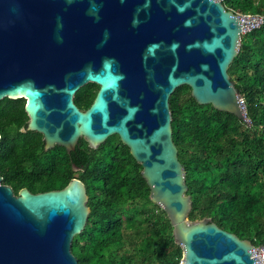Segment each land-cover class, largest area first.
Instances as JSON below:
<instances>
[{"label":"water","instance_id":"95a60500","mask_svg":"<svg viewBox=\"0 0 264 264\" xmlns=\"http://www.w3.org/2000/svg\"><path fill=\"white\" fill-rule=\"evenodd\" d=\"M260 23L218 0H0V101H26V131L43 136L45 151L71 153L81 139L97 149L118 136L166 212L182 264H262L263 246L189 219L169 103L188 86L199 105L249 123L229 68L243 31ZM90 83L99 90L83 111L74 99ZM88 200L80 179L16 195L0 177V264H79L71 247Z\"/></svg>","mask_w":264,"mask_h":264},{"label":"trees","instance_id":"16d2710c","mask_svg":"<svg viewBox=\"0 0 264 264\" xmlns=\"http://www.w3.org/2000/svg\"><path fill=\"white\" fill-rule=\"evenodd\" d=\"M224 5L264 15V0H224ZM229 74L249 123L199 105L191 88L182 86L169 100L173 141L192 199L189 219L209 218L241 240L264 247V25L242 35ZM97 89L95 84L82 87L75 104L87 110ZM25 105L24 99L0 101L2 184L15 194L23 188L61 190L73 179L74 165L84 168L79 179L86 185L91 212L72 242L79 264H181L183 250L175 243L173 226L151 201L143 168L120 138L115 135L97 149L81 139L76 156L60 146L45 151L43 136L26 131Z\"/></svg>","mask_w":264,"mask_h":264},{"label":"built area","instance_id":"2783aa9c","mask_svg":"<svg viewBox=\"0 0 264 264\" xmlns=\"http://www.w3.org/2000/svg\"><path fill=\"white\" fill-rule=\"evenodd\" d=\"M220 2H222L224 4V0H218ZM225 6V5H224ZM227 9V8H226ZM228 10V9H227ZM229 11H232L234 14H236L238 17H243V18H259L261 23L255 27V28H252V29H249V30H246V31H243V35L244 34H247L251 31H254V30H257L259 28H261L263 25H264V15L262 14H243V13H238V12H235L233 10H229ZM243 103H244V100L242 98L241 100ZM244 106H245V103H244ZM264 248V247H263ZM257 249V248H256ZM262 264H264V253L262 254Z\"/></svg>","mask_w":264,"mask_h":264},{"label":"flooded vegetation","instance_id":"af4514ba","mask_svg":"<svg viewBox=\"0 0 264 264\" xmlns=\"http://www.w3.org/2000/svg\"><path fill=\"white\" fill-rule=\"evenodd\" d=\"M98 90H99V87H98V89H97V92H98ZM76 149H77V146H76ZM74 150V151H72L71 153H68L69 154V156H76L77 154H78V150ZM77 160V159H76ZM73 171H74V177H73V179L74 178H76V179H79V175H80V173H82L83 171H84V168L83 167H81V166H79V167H77L76 165H74L73 166ZM28 189V188H27ZM29 190V189H28ZM29 191H31V190H29ZM32 192V191H31ZM33 193V192H32ZM18 194V193H17ZM16 194V195H17ZM34 194H37V193H34Z\"/></svg>","mask_w":264,"mask_h":264},{"label":"rangeland","instance_id":"374dc122","mask_svg":"<svg viewBox=\"0 0 264 264\" xmlns=\"http://www.w3.org/2000/svg\"><path fill=\"white\" fill-rule=\"evenodd\" d=\"M227 7H229V3H228V6ZM91 85H94V84H92V83H90ZM90 84H88V85H90ZM88 85H85V86H88ZM84 86V87H85ZM246 109V108H245ZM111 141H113L114 139H115V136H111L110 138H109ZM49 151H52V150H49ZM258 248H260V246L259 247H257V249ZM181 264H182V262H181Z\"/></svg>","mask_w":264,"mask_h":264}]
</instances>
